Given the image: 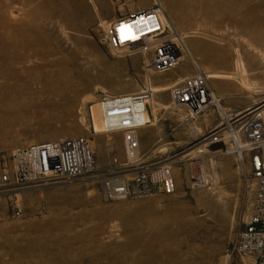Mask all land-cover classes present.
<instances>
[{
	"label": "rangeland",
	"instance_id": "rangeland-1",
	"mask_svg": "<svg viewBox=\"0 0 264 264\" xmlns=\"http://www.w3.org/2000/svg\"><path fill=\"white\" fill-rule=\"evenodd\" d=\"M158 3L186 36L188 53L153 85L172 86L198 70L239 74L242 55L247 75L209 79L211 87L225 110L264 98V0H0V91L11 88L4 94L13 96L0 102V168L15 147L88 134L89 107L99 132L103 93L144 88L141 55L112 49L104 26ZM170 88L154 94L141 136L149 155L177 156L175 192L107 200L98 180L78 179L10 196L0 171V264H254L234 248L249 207L245 169L236 154L221 151L232 146L227 136L203 148L205 182L192 179L189 158L216 139L218 115L174 105ZM104 142L101 136L96 149L107 161Z\"/></svg>",
	"mask_w": 264,
	"mask_h": 264
},
{
	"label": "built area",
	"instance_id": "built-area-1",
	"mask_svg": "<svg viewBox=\"0 0 264 264\" xmlns=\"http://www.w3.org/2000/svg\"><path fill=\"white\" fill-rule=\"evenodd\" d=\"M103 40L116 52L140 54L144 88L137 92L103 93L97 105L102 127L94 126L87 111L88 134L15 147L1 165L3 192L10 196L69 180H98L107 200H128L172 194L177 188L176 155L151 156L142 146L141 131L151 125L154 90L149 76L176 69L186 52V37L162 19L153 5L112 20ZM174 105H185L197 114L213 109L218 121L214 140H228L245 173L244 190L249 207L236 230L235 250L264 264V98L241 110H224L222 98L204 73L187 75L170 88ZM103 136L107 161L96 149ZM202 153V152H200ZM189 158V171L197 183L205 182L204 156ZM16 205V214H21Z\"/></svg>",
	"mask_w": 264,
	"mask_h": 264
},
{
	"label": "bare ground",
	"instance_id": "bare-ground-1",
	"mask_svg": "<svg viewBox=\"0 0 264 264\" xmlns=\"http://www.w3.org/2000/svg\"><path fill=\"white\" fill-rule=\"evenodd\" d=\"M194 2L196 1V0H193ZM156 5H158V6H160L159 5V3L158 4H156ZM161 7V11H162V19H163V21H164V23L166 24V25H168V26H170L171 28H174V27H172L171 26V22L167 19V17L164 15V13H163V8H162V6H160ZM191 8H193V9H195V6L194 5H192L191 6ZM239 16V15H238ZM237 18V20H235V22H237L236 23V25L238 24V26H243V27H241V31L242 30H246V28H247V25H249L248 23H247V19H245V18H243V17H241V16H239V17H236ZM246 21V22H245ZM111 22V21H110ZM110 22H108V23H106V26H104V29H106V28H108V26H109V24H110ZM245 23L247 24V25H245ZM249 27V26H248ZM184 35V34H183ZM186 37V36H185ZM187 53H188V50H187V48H186V52H185V56L187 55ZM184 58V57H183ZM219 60L220 61H222V59L221 58H219ZM237 66H238V69H239V74H231V73H220V72H209L206 76H207V78L208 79H224V78H236L237 77V75H240V76H245V75H247V73H245L246 71H245V64H244V60H243V58H242V55H239V57H238V60H237ZM198 73H203V72H201V71H199L198 70ZM245 74V75H244ZM151 79H152V76H149L148 77V80H150V82H151V87L153 88V90H154V92L155 93H158V92H163V91H166V90H168L169 88H170V86H171V83H166V84H155V85H153V83H152V81H151ZM182 79V78H181ZM181 79H179V80H177L176 82H179V81H181ZM175 82V83H176ZM174 83V84H175ZM173 85V84H172ZM33 89V87H27L26 89L24 88V89H22L21 91H31ZM5 90H11V88H7V89H4V90H2V91H0V96H1V98H2V100L3 101H0V102H4L6 99H10L11 98V101L9 100V103L10 102H12L13 100H12V93L10 94H4L5 92ZM20 90V89H19ZM19 90H16V91H19ZM142 90V89H141ZM140 91V90H139ZM260 91H263L261 88L259 89H256V92H260ZM137 92V91H136ZM255 92V93H256ZM154 93V94H155ZM154 98V97H153ZM153 100V99H152ZM8 102V101H7ZM152 102V101H151ZM179 105V104H178ZM4 107H2L1 105H0V111H4ZM225 110V109H224ZM192 112V111H191ZM192 114H197V112H192ZM194 132H196V133H200V130H198V128H196L195 126L193 127L192 126V128H191ZM226 134H228V133H225L224 135H226ZM228 135H226L223 139H218V140H213V141H211L210 143H207V144H204L203 145V147H201L200 148V150L198 151V154H194V155H199V153L200 152H202V153H200V156L202 155V156H205L204 155V151H203V148L204 147H207V148H209V144H221L222 142H224V140H226V137H227ZM210 138V137H209ZM211 138H212V136H211ZM219 146V145H218ZM204 149H206V148H204ZM213 149V148H212ZM164 150H166V149H163V151ZM221 151L222 152H225V153H235V151H236V149H235V147L234 146H231V148H228L227 149V147L226 148H223V149H221ZM216 152H218V150L216 149ZM205 158V157H204ZM213 162H214V160H213ZM243 166V165H242ZM177 169V168H176ZM212 169V174H213V176H214V178L217 180V178H218V173H217V168H215L214 166H213V168H211ZM177 173V172H176Z\"/></svg>",
	"mask_w": 264,
	"mask_h": 264
},
{
	"label": "crops",
	"instance_id": "crops-1",
	"mask_svg": "<svg viewBox=\"0 0 264 264\" xmlns=\"http://www.w3.org/2000/svg\"><path fill=\"white\" fill-rule=\"evenodd\" d=\"M146 4H147V3H146ZM144 5H145V4H144ZM142 6H143V5H142ZM142 8H147V7L144 6V7H142Z\"/></svg>",
	"mask_w": 264,
	"mask_h": 264
}]
</instances>
